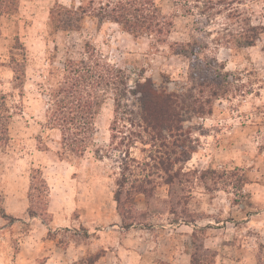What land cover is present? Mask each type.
Returning a JSON list of instances; mask_svg holds the SVG:
<instances>
[{
    "label": "rangeland",
    "instance_id": "rangeland-1",
    "mask_svg": "<svg viewBox=\"0 0 264 264\" xmlns=\"http://www.w3.org/2000/svg\"><path fill=\"white\" fill-rule=\"evenodd\" d=\"M141 1L171 20L163 39L123 31L106 0H0V264H189L191 253L204 264H264V0ZM92 49L123 71L127 107L114 113L113 88H103L96 132L76 155L48 129L45 102L62 64ZM20 66L22 88L12 71ZM163 95L189 156L176 166L189 172L178 223L163 203L167 186L158 185L153 213L142 195L122 193L120 206L114 198L126 154L149 163L154 151L127 149L141 131L127 119L138 124L144 101ZM36 170L47 193L31 189Z\"/></svg>",
    "mask_w": 264,
    "mask_h": 264
},
{
    "label": "trees",
    "instance_id": "trees-1",
    "mask_svg": "<svg viewBox=\"0 0 264 264\" xmlns=\"http://www.w3.org/2000/svg\"><path fill=\"white\" fill-rule=\"evenodd\" d=\"M181 1L184 0H174L176 4ZM148 3L151 4L141 0H106L103 6L109 10L111 21L123 31L134 36L148 35L163 39L170 33L172 22L160 17L157 11L153 13L154 9L150 12ZM1 6L4 9L8 8L4 3ZM251 30L255 31L256 28L251 27ZM253 43L254 40L250 39L239 44L251 46ZM85 54L86 61L66 60L62 64L63 78L55 89H48L50 92L45 102L48 129L59 130L62 146L69 153L76 155H82L86 151L96 132L95 118L100 106L99 95L103 88H113L114 113L117 114L121 108L127 107L122 104L123 91L127 89L123 71L109 63H103L94 49L85 51ZM12 71L16 87L22 88L25 71L23 66L13 68ZM141 85L137 84V87ZM121 113L129 118V111L123 110ZM7 119L8 116L6 117L3 112V104L0 103V145L8 139ZM127 121L131 127L141 129L139 133H130L127 149L139 142L145 146L150 145L154 151L152 156H148L149 163H139L136 159L129 158V153L126 152V161L121 165L120 179L116 181L114 198L117 205L120 206L122 193L142 195L146 209L149 208V212L153 213L150 209L154 203L155 191L158 185H164L168 187V198L163 201L168 206V214L176 218L173 220L174 223L185 221L184 207L187 205L188 194L185 189L189 172H183L182 168L176 169V166L185 163L189 156L187 157L188 152L181 141L183 137L181 120L179 114L171 108V99L163 95L157 99L146 100L138 124L131 119ZM115 123L114 121L112 131H115ZM144 171L148 172L147 175H143ZM36 174L39 176L35 177ZM206 174L208 171H204L200 179L204 180L203 175ZM34 180H37L39 187L32 186ZM37 188L42 194L48 191L47 183L38 170L31 176V189ZM178 192L181 194L178 195ZM138 215L142 220L150 217L148 212ZM29 216L34 217L30 212ZM131 219L122 226L124 229L135 225L136 217ZM195 254L191 253L189 264H204L206 259Z\"/></svg>",
    "mask_w": 264,
    "mask_h": 264
},
{
    "label": "crops",
    "instance_id": "crops-1",
    "mask_svg": "<svg viewBox=\"0 0 264 264\" xmlns=\"http://www.w3.org/2000/svg\"><path fill=\"white\" fill-rule=\"evenodd\" d=\"M132 227V226H131Z\"/></svg>",
    "mask_w": 264,
    "mask_h": 264
}]
</instances>
